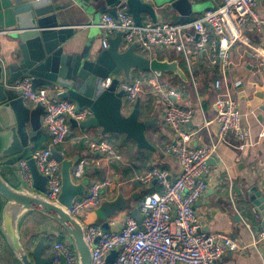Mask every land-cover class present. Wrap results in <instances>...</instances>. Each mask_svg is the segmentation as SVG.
Returning <instances> with one entry per match:
<instances>
[{"label": "built area", "instance_id": "2783aa9c", "mask_svg": "<svg viewBox=\"0 0 264 264\" xmlns=\"http://www.w3.org/2000/svg\"><path fill=\"white\" fill-rule=\"evenodd\" d=\"M219 3L203 12L194 20L186 23L152 22L144 20L135 23L125 4L119 5L115 14L103 12L98 23L101 31V45L108 47L109 38L121 33L120 46L127 47L137 43L139 51L146 53L154 47L173 48L189 62L191 50L189 43L196 44L197 52H208L209 62L224 73L230 63V49L236 42H245L242 26L251 20L255 25H264L256 12L259 0H218ZM192 30V33L187 34ZM195 37V40H194ZM260 49V48H259ZM256 54L261 56L264 65V50ZM153 79L146 82L139 76L121 80L116 90L123 92L124 111L131 109L135 100L140 97L144 85L150 86L153 92H164L158 81L161 72H154ZM113 77L104 80L108 86ZM220 81H215L219 86ZM14 86L28 103L42 104L45 112L42 125L50 136V143L43 149H33L29 158L46 178L45 195L56 200L60 191V164L51 155V148L63 144L70 132V119L77 123L86 120L91 111L86 106H79L74 100L55 98L60 92L57 86L33 87L31 78L24 76L15 81ZM176 93L167 90L164 97L165 123L173 130L174 142L167 145V151L173 154L179 171L173 175L166 169H154L143 176L144 181L155 179L161 193H146L137 199L135 206L141 215V226L128 213L119 218L109 216L108 226L121 224L118 230H104L99 224H87L85 240L92 248L91 264H104L106 256L116 250L117 255L112 264H220L226 250H239L236 241L224 232H204L201 230L198 216L194 209L195 202L206 188V179L210 174L208 159L219 156L218 144L228 134L233 133L241 139L246 138L242 113L231 98H218L215 101L218 128L216 135L207 145L193 146L189 141L186 124L194 116L191 107L179 105L172 101ZM206 125L209 124L205 122ZM105 136L93 138L88 143V153L103 156L105 159L120 158L113 144ZM89 157H81L72 167V178L78 181L85 175ZM20 178L28 187H32V175L26 158L16 162ZM113 179L105 177L89 182L86 192L76 197L69 209L77 216L82 211H90L101 203V195L112 186ZM252 246L256 249L264 241V231L251 232ZM63 256L65 264H77L76 253L70 240L54 241L51 260L48 264H60ZM264 264V263H261Z\"/></svg>", "mask_w": 264, "mask_h": 264}, {"label": "water", "instance_id": "95a60500", "mask_svg": "<svg viewBox=\"0 0 264 264\" xmlns=\"http://www.w3.org/2000/svg\"><path fill=\"white\" fill-rule=\"evenodd\" d=\"M14 23L8 32L14 44L9 57L0 56V233L17 264H48L50 256H44L47 230L36 241L22 239L21 226L32 213L43 215L65 233L76 253L77 264H91L92 248L85 240L87 224H99L104 230H118L121 224L108 226L107 218L119 209L127 210L141 226V215L133 206L135 195L118 194L113 200H105L90 211L77 216L71 214L74 199L84 194L87 176L78 181L72 178V167L81 158L80 154L66 156L57 148L51 155L60 164V191L56 200L46 197V178L39 174L34 160L29 158L31 136L42 125L45 107L29 104L14 86L17 79L31 78L32 86H57L61 90L55 98L74 100L80 107L86 106L91 115L77 123L70 119V127H98L102 133L123 134L135 142L137 148L154 149L145 131L156 124V119L141 116L138 97L128 112L124 111L123 92L116 90L119 76L130 78L132 70L137 72H173L183 76L176 60L150 58L137 48V43L120 46L121 33L109 38L106 48L93 50L71 41L74 34L73 21L79 20L80 12L107 10L115 14L116 8L125 4L127 11L137 24L146 14L157 22V11L174 10L177 22L186 23L194 11L193 0H74L71 8H54L52 0H12ZM79 10V12H78ZM78 12V13H77ZM112 76L108 86L104 80ZM26 158L33 178L28 187L20 178L15 163ZM209 163V159H208ZM252 214L264 231V195L256 185L247 189ZM94 213L92 220L87 217ZM202 230V229H201ZM58 236V234L56 235ZM59 237V236H58ZM117 255L112 250L104 264H112ZM60 264H65L60 256Z\"/></svg>", "mask_w": 264, "mask_h": 264}, {"label": "crops", "instance_id": "0c3cea01", "mask_svg": "<svg viewBox=\"0 0 264 264\" xmlns=\"http://www.w3.org/2000/svg\"><path fill=\"white\" fill-rule=\"evenodd\" d=\"M52 1L54 8L66 9H70L74 2ZM193 1L195 6L191 19H197L203 11L219 3L218 0ZM12 7V0H0V56L6 58L14 51L13 41L8 34L14 23ZM109 10L111 9L94 10L87 14L80 12L79 20L73 21L74 34L71 41L79 46L85 44L93 50L103 48L102 34L97 25L102 13ZM256 12L259 18L264 20V0L257 2ZM177 18L178 14L174 10L165 13L157 11L158 22L173 23L177 22ZM142 20L150 19L143 14ZM186 33H192V30ZM242 35L246 41L236 42L231 47L230 63L224 73L217 66L210 64L208 52L196 51L194 42L189 43V62L173 48L154 47L145 53L150 58L176 60L183 72V76L173 72H161L158 81L161 82L164 92L155 93L150 86L144 85L140 93V104L147 105L142 117L156 119V124L145 131L146 138L154 149L137 148L134 141H124L123 134L112 136L110 133H102L98 127L71 128L66 141L56 147L66 156L80 154L81 157H89L85 171L88 178L85 192L90 181L110 177L113 179L112 186L102 193L101 202L113 200L120 193L127 197L135 195L137 200L148 190H153L154 193L161 191L155 179L144 181V175L154 169H166L173 175L179 171L176 157L166 149L167 145L175 140L173 130L163 118L165 92L175 91L176 95L171 98L172 101L193 109L194 116L185 126L189 133L188 142L193 146L210 143L218 128L215 101L218 98L231 97L242 113L241 121L245 125L246 138L241 139L230 133L219 142V156L209 158L210 174L206 179V188L194 204L202 231L224 232L240 247L239 250H226L220 264L264 263V241L258 249L251 244V232L255 233L261 227L253 217L247 194V189L256 185L264 195V65H261V56L253 50L260 48V53L264 50V25L257 26L248 20L242 26ZM153 75L151 70H132L130 73V77L139 76L146 82L152 80ZM119 78L125 79L123 74ZM216 80L220 81L218 87L215 86ZM208 121L209 124L206 125L205 122ZM41 133L49 137L46 130L37 131L31 136V150L39 141L37 139L36 142V138ZM105 135L114 143L112 144L120 158L107 160L97 155L90 158L87 148L89 141ZM126 212L128 211L119 209L112 215L121 218ZM93 217L94 213H90L87 219L92 220ZM48 224L49 220L43 215L32 213L22 224L21 233L22 239L30 243L47 230L49 241L53 240L47 248V252L51 254L53 238H65L66 235L55 223H51L49 230L46 229ZM47 243L45 238V246Z\"/></svg>", "mask_w": 264, "mask_h": 264}, {"label": "trees", "instance_id": "16d2710c", "mask_svg": "<svg viewBox=\"0 0 264 264\" xmlns=\"http://www.w3.org/2000/svg\"><path fill=\"white\" fill-rule=\"evenodd\" d=\"M196 1H207V0H196ZM204 12V11H203ZM203 12L200 14V16L203 14ZM190 20H194L193 18L190 19ZM185 69V68H184ZM146 106L145 104H140V109H141V116L142 114L144 113V111H146ZM112 136H116L118 137V134H112ZM39 141H38V140ZM124 141H131L130 139H126V138H123ZM38 141V142H37ZM111 141V140H110ZM36 144L35 146L33 147V149H43L45 147L48 146V144L50 143V136L47 137L45 136L44 133H41L38 135V137L36 138ZM113 143V142H112ZM114 144V143H113ZM141 150V149H140ZM162 191L158 190L157 193H161ZM145 194L146 193H154L153 190H148L147 192H144ZM53 238V237H52ZM54 241H59V240H63V236H59L57 238H53ZM48 240V243L46 244V246H44V250H43V253L44 255H51L49 254V252H47V248L48 246L51 244V242L53 241H49V237H46V241ZM0 264H17L16 260L14 259V257L12 256L7 244L5 243L4 241V238L2 236V234L0 233Z\"/></svg>", "mask_w": 264, "mask_h": 264}, {"label": "rangeland", "instance_id": "374dc122", "mask_svg": "<svg viewBox=\"0 0 264 264\" xmlns=\"http://www.w3.org/2000/svg\"><path fill=\"white\" fill-rule=\"evenodd\" d=\"M110 140V139H109Z\"/></svg>", "mask_w": 264, "mask_h": 264}]
</instances>
